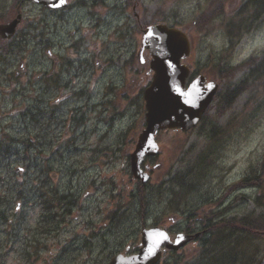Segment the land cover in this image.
<instances>
[{
  "label": "rangeland",
  "instance_id": "1",
  "mask_svg": "<svg viewBox=\"0 0 264 264\" xmlns=\"http://www.w3.org/2000/svg\"><path fill=\"white\" fill-rule=\"evenodd\" d=\"M101 1L70 0L67 10L50 11L26 0H0V19L15 17L16 11L9 10L13 4L20 7L24 17L17 39L9 45L10 52L0 47V264H107L113 254L123 253L128 243H139L137 232L143 220L147 226L166 221L169 227L181 229L185 225L181 220H186L183 214L202 198L228 197L221 206L226 212L216 216L221 212L216 208L212 223L217 217L229 221L251 213L264 215V188L236 191L231 187L247 173L264 174V93L252 106L249 95L242 93L232 110L222 115L212 110L195 132L161 133L159 154L151 163L158 167H149L154 171L152 181L134 198L137 185L131 177L129 154L141 130L137 127L144 121L143 91L140 103L136 91L139 81L144 89L147 76L144 72L140 77L137 72L130 76V69L123 67L126 45L133 49L136 34L131 38L124 30L118 38L114 35L118 9L126 0H103L104 6L99 8ZM136 2L130 18L139 14L143 24L159 17L189 33L197 14L222 6L229 17L240 4V0ZM90 8L103 9L104 22L101 33L94 34L89 43L84 41L79 49L74 43L88 27ZM132 26L136 28V22ZM190 40L192 51L187 63L194 71H212L214 65L222 67L229 61L237 65L264 51V16L249 24L230 54L225 51L230 39L222 30L208 36L191 34ZM106 85L121 90L106 95ZM132 136L135 140L130 146ZM180 147L181 152L189 151L184 154L186 163L198 158L201 165L200 169L193 166L196 177L191 185L195 188L181 200L187 206L176 210L171 208L169 181L173 173L174 182L180 184L179 176L186 172L185 164L171 167ZM75 159L92 165L108 159L103 170L117 195L108 202L102 197L99 204L89 197L80 211L75 206L69 214V198L64 193L75 194L71 183ZM258 197L260 206L255 203ZM172 216H177L175 223L169 222ZM105 219L111 222L109 226L121 222L109 232V244L100 239L93 245L85 244L84 235H90L91 228L101 226L98 224ZM201 227V223L194 225L196 231ZM248 246L252 247L254 263L264 251V240L250 239ZM224 256L219 253L213 264H242L241 259L250 255L225 252Z\"/></svg>",
  "mask_w": 264,
  "mask_h": 264
},
{
  "label": "water",
  "instance_id": "2",
  "mask_svg": "<svg viewBox=\"0 0 264 264\" xmlns=\"http://www.w3.org/2000/svg\"><path fill=\"white\" fill-rule=\"evenodd\" d=\"M32 1L49 5L47 0ZM142 46L148 49L152 56L151 69L154 75L144 94L147 110L146 129L142 132L132 156L133 166L136 167L135 175L143 157L156 153L154 135L159 130L179 128L181 131H188L195 127L216 90L214 83L203 85L202 77L185 88L189 70L180 65V61L188 57L190 43L178 29L164 25L151 26L144 32ZM156 239L157 236H154L151 230L143 233V248L130 264H154L162 245L157 243ZM111 264L120 262L113 260ZM258 264H264V255Z\"/></svg>",
  "mask_w": 264,
  "mask_h": 264
},
{
  "label": "trees",
  "instance_id": "3",
  "mask_svg": "<svg viewBox=\"0 0 264 264\" xmlns=\"http://www.w3.org/2000/svg\"><path fill=\"white\" fill-rule=\"evenodd\" d=\"M221 7L215 6L206 12L197 14L196 22L192 25V33L194 35L202 34L206 36L219 27L225 31L232 44L235 40H239L244 36L251 22L258 20L264 14V0L240 1V4L230 13L229 17L226 16L224 9ZM217 20H221V23L216 24ZM261 60L262 58L249 60L254 67V72H262ZM246 64L248 63L246 62ZM195 164H199L198 158ZM193 166L189 167V176L191 178L196 177L195 172L192 171ZM262 175L252 173L247 175L242 181H252L257 187L264 188ZM255 202L260 204V197ZM235 234L240 236H237L232 241ZM250 239H264L263 215H247L240 220L221 221L215 225L210 239L204 242L201 258L198 260V263L193 262L191 264H213V261H218L219 253L222 257H226L224 256L225 252L234 253L235 256L249 253L250 256L242 258L241 263L251 264L254 259H252V247L248 246Z\"/></svg>",
  "mask_w": 264,
  "mask_h": 264
},
{
  "label": "flooded vegetation",
  "instance_id": "4",
  "mask_svg": "<svg viewBox=\"0 0 264 264\" xmlns=\"http://www.w3.org/2000/svg\"><path fill=\"white\" fill-rule=\"evenodd\" d=\"M134 17L136 20L140 19L139 15H137L136 13L134 14ZM2 24H6V23L0 22V25H2ZM122 29H125V26H122ZM4 31H6V29L0 30V45H2L7 52L9 50V44L8 43L12 42L13 40H15L17 38L18 30L15 31V33H16L15 36L9 42L3 40V38L5 36ZM136 31H137L136 43H137V46H139L140 31H141L140 22H139V27ZM92 35H93V32H89L88 34H86L85 35V41L87 42L88 38H90ZM128 35H129V37L133 38V36L135 34H134V32L129 31ZM20 41H22L21 38H20ZM126 49H127V45H126ZM133 53H134V44H133V49L131 51H128V58H127V60H129V61H130V59H132L133 61L125 64L124 60H123V67L130 69V76L137 72V76L140 77L141 65H140V63H135V59L132 58ZM4 58H6V55L4 56ZM148 60H149L148 57H144V59L141 61V64L145 65V67H146V65L148 64ZM139 62H140V60H139ZM145 73L148 76V78L146 79L147 85H148L150 75H149L148 70H146ZM137 76H135L134 79L138 78ZM139 82H140L139 83V89L136 88L138 83L134 87V89H137L136 92L138 95V101L140 103L142 84H141V81H139ZM140 85H141V87H140ZM108 87H110L111 92H117L114 89L115 85H108ZM140 128H141V125L139 124L137 129H140ZM137 129L133 130V134H135L137 132ZM140 131L141 130H139V133H140ZM137 139H138V136H137ZM137 139H136V142H137ZM134 140H135V136H132L131 139L129 140L130 146H133ZM136 142H135V144H136ZM129 159H130V154H129ZM74 162H75V165L72 169V175H71V181L72 182L71 183H72V187L75 190V194L70 195L68 193H64V195H66V197L69 198V201L67 202V205L70 206V210H68L69 214H71L73 211L71 208L75 207V206H76V208H78V211H80L81 210L80 206L82 205L83 201L89 197L94 198L95 203L99 204L101 202L102 197H105L106 201L108 202L109 198H111V197L113 198L117 195L116 190L113 187V184L110 181L108 174H106L103 170V168L108 165V159L105 163L100 162V163H94L93 165L87 164L86 162H82L80 160H75ZM150 166H151L150 163L148 162V160H146L142 164V169L147 170L151 174L152 171L151 172L149 171ZM94 167H95L94 171H92L90 173H86L88 170H93ZM81 175L84 176L83 179L81 178ZM133 183H135L137 185V193L139 195L140 192L142 191V188L140 187V185L137 181H133ZM133 195H134V191H133ZM44 207H47V205L45 204ZM50 208H51L50 206L47 207V209H50ZM96 213L98 214V211H96ZM43 218L45 220L49 219L46 215H44ZM98 225H101V226H99L97 228H91L90 235H84L83 241L85 244H92L93 245V241L95 239H100L104 244H108V233H109V222H108V220L105 219L104 222H100ZM85 227H86V231H87L89 228L88 224H85ZM91 227H92V225H91ZM192 230H193L192 227H187L186 233L191 232ZM86 231H85V233H86ZM176 231L177 230H174L171 233L173 234ZM102 232L104 234H100ZM68 242H69V240H68ZM67 244H65V246ZM92 250H93V246L91 248V255H90L89 259L92 258V255H93Z\"/></svg>",
  "mask_w": 264,
  "mask_h": 264
},
{
  "label": "snow or ice",
  "instance_id": "5",
  "mask_svg": "<svg viewBox=\"0 0 264 264\" xmlns=\"http://www.w3.org/2000/svg\"><path fill=\"white\" fill-rule=\"evenodd\" d=\"M61 4L64 2V0H60Z\"/></svg>",
  "mask_w": 264,
  "mask_h": 264
}]
</instances>
